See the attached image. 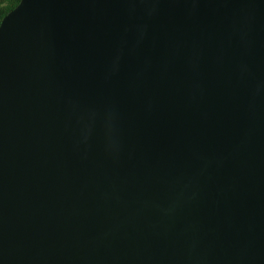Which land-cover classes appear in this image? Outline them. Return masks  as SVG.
<instances>
[{"label":"water","instance_id":"water-1","mask_svg":"<svg viewBox=\"0 0 264 264\" xmlns=\"http://www.w3.org/2000/svg\"><path fill=\"white\" fill-rule=\"evenodd\" d=\"M0 264H264V0H19Z\"/></svg>","mask_w":264,"mask_h":264},{"label":"trees","instance_id":"trees-1","mask_svg":"<svg viewBox=\"0 0 264 264\" xmlns=\"http://www.w3.org/2000/svg\"><path fill=\"white\" fill-rule=\"evenodd\" d=\"M19 0H0V20Z\"/></svg>","mask_w":264,"mask_h":264}]
</instances>
